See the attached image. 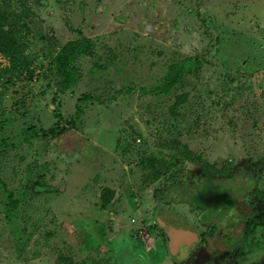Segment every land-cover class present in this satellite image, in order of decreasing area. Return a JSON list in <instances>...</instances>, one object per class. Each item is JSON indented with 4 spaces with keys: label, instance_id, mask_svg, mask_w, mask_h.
<instances>
[{
    "label": "rangeland",
    "instance_id": "rangeland-1",
    "mask_svg": "<svg viewBox=\"0 0 264 264\" xmlns=\"http://www.w3.org/2000/svg\"><path fill=\"white\" fill-rule=\"evenodd\" d=\"M0 10L34 71L13 76L0 56L10 146L0 178L16 200L6 218L0 187V264H264V0H0ZM77 29L92 50L61 92L50 65ZM189 58L196 72L154 91ZM83 96L75 127L25 141L67 127ZM191 182V200L156 202V191ZM104 188L114 197L101 208ZM174 214L194 235L177 250ZM212 218L213 233L200 222Z\"/></svg>",
    "mask_w": 264,
    "mask_h": 264
},
{
    "label": "trees",
    "instance_id": "trees-1",
    "mask_svg": "<svg viewBox=\"0 0 264 264\" xmlns=\"http://www.w3.org/2000/svg\"><path fill=\"white\" fill-rule=\"evenodd\" d=\"M25 3L26 0H20V4L23 8L25 7ZM4 14L5 12H2L0 10V56L8 63V71L6 72L16 77H22L26 75L29 76V79H31L34 75L32 58L30 59V57L25 54L22 44H20L16 40L15 36L12 33V27L6 22ZM74 33L76 34V39L67 43L66 45L58 47L57 53L53 57V62L50 65V67H54L57 69V72L61 77V92L71 91L75 88L78 83L79 77V72L75 65V61L84 55H89L92 50V43L90 39L86 38L80 29L74 30ZM199 66L200 62L197 58L184 59L179 63L170 65L168 67V71L164 78L163 84L157 87L154 91L163 94L170 93L182 82V79L186 74L193 73V71L196 72ZM89 99V96H83L78 99L75 116L71 120L67 121V127L63 126L60 122H57L47 130H29L30 132L27 131V136H25V141H28L30 137L39 136V134H41L43 137H47L48 135L59 137L60 134L64 133V131H66L67 129L75 127L77 121L80 120V113L82 111V108L79 107V103ZM181 100H183L181 96H177V100L171 109L172 113H175L174 109L177 107ZM56 117L57 119H61V116L59 114H56ZM8 147L10 146H8L6 143L0 142V149H5ZM156 178L157 176L154 177V179ZM195 184L196 183L194 182H191L190 184L185 183L181 186H175L174 188H172V190L163 192L156 191V202L158 204H161L162 202H167L171 199H186L187 201H189L191 200V197H195L194 195L197 194ZM0 187H2L5 194L7 195V204L5 206L4 213L5 217L8 218L11 215V212L16 207V200L13 193L6 189V185L1 178ZM186 188H189V190L191 191L188 193V197L186 196V193L184 191ZM256 196H258V200H261L262 203H264V193H257ZM113 197L114 192L112 190H110L109 188L102 189L100 193V207L106 208L110 204ZM216 220V218H212L211 222L202 220H200V222L206 225V227L210 229V232L213 233L215 228L217 227V224L214 223ZM59 264L74 263L68 257H61L59 258Z\"/></svg>",
    "mask_w": 264,
    "mask_h": 264
},
{
    "label": "water",
    "instance_id": "water-1",
    "mask_svg": "<svg viewBox=\"0 0 264 264\" xmlns=\"http://www.w3.org/2000/svg\"><path fill=\"white\" fill-rule=\"evenodd\" d=\"M185 223V219L177 214L172 215L167 223L173 250H177L179 244L190 245L193 243L194 235Z\"/></svg>",
    "mask_w": 264,
    "mask_h": 264
},
{
    "label": "built area",
    "instance_id": "built-area-1",
    "mask_svg": "<svg viewBox=\"0 0 264 264\" xmlns=\"http://www.w3.org/2000/svg\"><path fill=\"white\" fill-rule=\"evenodd\" d=\"M132 222H134V221L132 220ZM134 232H135V238H137V239L141 238L142 242H144V244H146V242H147L146 239L147 238L143 237V234H146L145 228L140 226L139 228H135Z\"/></svg>",
    "mask_w": 264,
    "mask_h": 264
},
{
    "label": "flooded vegetation",
    "instance_id": "flooded-vegetation-1",
    "mask_svg": "<svg viewBox=\"0 0 264 264\" xmlns=\"http://www.w3.org/2000/svg\"><path fill=\"white\" fill-rule=\"evenodd\" d=\"M186 224V223H185ZM187 226H188V224H187ZM188 228V227H187Z\"/></svg>",
    "mask_w": 264,
    "mask_h": 264
},
{
    "label": "crops",
    "instance_id": "crops-1",
    "mask_svg": "<svg viewBox=\"0 0 264 264\" xmlns=\"http://www.w3.org/2000/svg\"><path fill=\"white\" fill-rule=\"evenodd\" d=\"M148 241V240H147ZM147 243V242H146Z\"/></svg>",
    "mask_w": 264,
    "mask_h": 264
}]
</instances>
